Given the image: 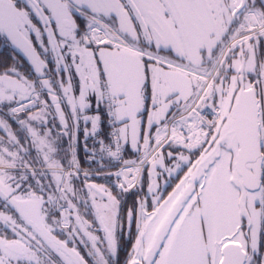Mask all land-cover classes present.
Instances as JSON below:
<instances>
[{"label": "snow or ice", "instance_id": "6c2138e0", "mask_svg": "<svg viewBox=\"0 0 264 264\" xmlns=\"http://www.w3.org/2000/svg\"><path fill=\"white\" fill-rule=\"evenodd\" d=\"M0 41V264H264V0H0Z\"/></svg>", "mask_w": 264, "mask_h": 264}, {"label": "flooded vegetation", "instance_id": "af4514ba", "mask_svg": "<svg viewBox=\"0 0 264 264\" xmlns=\"http://www.w3.org/2000/svg\"><path fill=\"white\" fill-rule=\"evenodd\" d=\"M0 53L3 54V62L2 63H11V56L13 53L8 48L7 45H5L2 41H0ZM98 183H103L102 181H97ZM124 253L121 252V258H123Z\"/></svg>", "mask_w": 264, "mask_h": 264}, {"label": "trees", "instance_id": "16d2710c", "mask_svg": "<svg viewBox=\"0 0 264 264\" xmlns=\"http://www.w3.org/2000/svg\"><path fill=\"white\" fill-rule=\"evenodd\" d=\"M3 59H4L3 54L0 53V63L3 62ZM102 182H104V181H102Z\"/></svg>", "mask_w": 264, "mask_h": 264}]
</instances>
